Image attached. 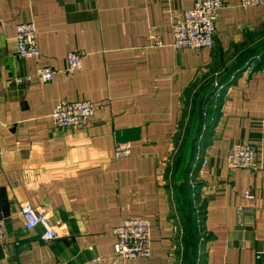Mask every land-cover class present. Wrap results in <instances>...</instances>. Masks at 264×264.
I'll list each match as a JSON object with an SVG mask.
<instances>
[{
    "label": "crops",
    "instance_id": "crops-1",
    "mask_svg": "<svg viewBox=\"0 0 264 264\" xmlns=\"http://www.w3.org/2000/svg\"><path fill=\"white\" fill-rule=\"evenodd\" d=\"M192 2L0 0V264H121L111 231L130 218L149 221L151 245L148 259L128 264H180L191 204L206 235L196 264H264V6L224 0L214 46L175 51L170 19ZM24 22L36 28V60L17 55ZM71 51L82 67L68 77ZM39 68L56 71L53 81L14 83ZM196 89L199 102L217 110L198 145L207 166L189 155L170 180ZM59 100L97 110L88 125L59 130L52 121ZM123 142L130 156L116 160ZM236 143L256 149L255 170L227 167ZM23 203L48 210L50 226L59 220V238L42 241V226L26 230Z\"/></svg>",
    "mask_w": 264,
    "mask_h": 264
},
{
    "label": "built area",
    "instance_id": "built-area-1",
    "mask_svg": "<svg viewBox=\"0 0 264 264\" xmlns=\"http://www.w3.org/2000/svg\"><path fill=\"white\" fill-rule=\"evenodd\" d=\"M241 8L263 7V0H239ZM224 9V0H193L189 9L185 10L180 17H172L169 23V31L172 36L171 47L175 51H201L211 49L214 46L216 33V22L220 12ZM153 41V37H151ZM17 55L20 59L36 60L39 58L37 47V33L33 22H24L16 27L15 37ZM156 48L162 44L153 42ZM82 67V57L79 53L71 51L66 56V68L64 74L71 77L78 73ZM57 72L50 68L37 69L34 76H25L14 80L17 85L31 84L36 79L41 84L53 81ZM97 110V106L90 101H68L59 100L52 112L54 127L59 130H77L88 125L90 118ZM1 125V123H0ZM200 148L198 147L194 163L201 161V167L207 166L205 159L200 160ZM130 144L118 143L114 147V158L124 159L130 156ZM227 167L229 169L255 170L256 149L249 145L233 144L227 154ZM193 176V175H192ZM191 176V177H192ZM195 184H192L194 186ZM249 197V192L245 193ZM200 210H197L199 212ZM21 215L25 229L32 230L42 226L45 232L41 239L49 242L59 238L58 230L63 224L54 220L52 226L48 221L50 216L48 210L38 211L29 203L20 205ZM241 209H237V223L243 226ZM202 216L197 218V224H201ZM115 238L113 247L114 257L121 264H128L136 259H148L150 257V224L147 219L130 218L122 220L117 227L111 231ZM5 238L4 220L0 218V244ZM100 263L101 259H95Z\"/></svg>",
    "mask_w": 264,
    "mask_h": 264
},
{
    "label": "trees",
    "instance_id": "trees-1",
    "mask_svg": "<svg viewBox=\"0 0 264 264\" xmlns=\"http://www.w3.org/2000/svg\"><path fill=\"white\" fill-rule=\"evenodd\" d=\"M241 66L243 65H239V67ZM211 108L212 105L208 104L207 102L200 103L198 114L196 115L197 117V121L195 122L196 130H195V134L193 135L194 137L192 139V145H191V153H190V155H192L191 159L195 158L194 156L197 153L198 145H201V143L207 137V135H205V132L209 130L212 120L214 119V117H216V111H217L216 108L215 110H212ZM188 167L186 169H188ZM187 188L191 190L193 187L187 185ZM190 211H191L189 218L190 228L188 229V231H186L187 237L183 239L184 257H182V259H184L185 264H196L195 259L197 257L199 245H201L204 242L206 235L203 226V216L201 210L199 211L200 217L202 216L201 224L196 223L197 218L199 216V212L197 211L194 212L192 204Z\"/></svg>",
    "mask_w": 264,
    "mask_h": 264
},
{
    "label": "rangeland",
    "instance_id": "rangeland-1",
    "mask_svg": "<svg viewBox=\"0 0 264 264\" xmlns=\"http://www.w3.org/2000/svg\"><path fill=\"white\" fill-rule=\"evenodd\" d=\"M194 91L192 92L190 98L186 102V108L184 111V120L181 125L179 137L177 138L176 141V152L172 157L173 162L169 170L170 180L174 178L173 176L175 173H176L175 175H177L178 178L180 177V171L182 170L183 167L181 163L186 158H188V156L191 153L192 139L194 137L193 135L195 134V130H196V125H195V122L197 121L196 115L198 114V109L201 103L199 102V96L196 95L198 93V89ZM213 106L216 107V105ZM211 109L215 110L213 107ZM193 207H196V205L193 204ZM181 253L182 255H181L180 264H185L184 259H182V257H184V252L182 249H181Z\"/></svg>",
    "mask_w": 264,
    "mask_h": 264
}]
</instances>
